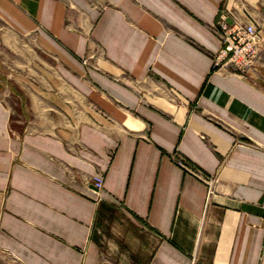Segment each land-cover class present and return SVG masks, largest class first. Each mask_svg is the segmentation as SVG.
Listing matches in <instances>:
<instances>
[{
	"label": "crops",
	"instance_id": "obj_1",
	"mask_svg": "<svg viewBox=\"0 0 264 264\" xmlns=\"http://www.w3.org/2000/svg\"><path fill=\"white\" fill-rule=\"evenodd\" d=\"M224 5L259 25L246 75L214 68ZM0 22V264H264V0H0Z\"/></svg>",
	"mask_w": 264,
	"mask_h": 264
},
{
	"label": "built area",
	"instance_id": "obj_2",
	"mask_svg": "<svg viewBox=\"0 0 264 264\" xmlns=\"http://www.w3.org/2000/svg\"><path fill=\"white\" fill-rule=\"evenodd\" d=\"M244 11L250 14L247 6ZM244 19L225 5L219 10L213 24V30L220 39L221 46L214 56V68L231 69L234 73L246 75L258 62L261 55V39L257 20L249 15ZM177 163L190 173L195 174L207 183L211 181L198 169H195L184 158L174 155ZM95 191H103L104 177L96 175L93 179Z\"/></svg>",
	"mask_w": 264,
	"mask_h": 264
},
{
	"label": "rangeland",
	"instance_id": "obj_3",
	"mask_svg": "<svg viewBox=\"0 0 264 264\" xmlns=\"http://www.w3.org/2000/svg\"><path fill=\"white\" fill-rule=\"evenodd\" d=\"M0 33H7V28L1 22H0ZM20 41H21V45L29 46V54H30L31 58L33 56H36V59L38 62L40 60L41 61L48 60L47 57H45L38 49L33 48V45L31 42H29V40H27L25 38H21ZM2 79L3 78L0 76V81H1L0 83L3 82L6 85L7 84L6 82H8V81H6L4 79L2 80ZM10 81H11V79H10ZM5 87H6V92H5L6 97H13L14 93H13L12 85L8 84Z\"/></svg>",
	"mask_w": 264,
	"mask_h": 264
}]
</instances>
